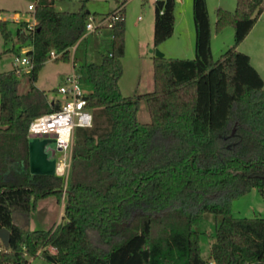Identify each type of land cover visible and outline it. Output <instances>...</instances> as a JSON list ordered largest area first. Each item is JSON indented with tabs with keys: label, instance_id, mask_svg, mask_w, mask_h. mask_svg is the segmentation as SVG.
Here are the masks:
<instances>
[{
	"label": "trees",
	"instance_id": "16d2710c",
	"mask_svg": "<svg viewBox=\"0 0 264 264\" xmlns=\"http://www.w3.org/2000/svg\"><path fill=\"white\" fill-rule=\"evenodd\" d=\"M55 0H36V23L16 29L31 60L29 88L18 93L13 70L0 72V264H28L42 256L54 264H264V217H236L232 201L252 189L264 195V87L249 57L237 46L264 9V0H236L233 12L216 10V31L233 28L234 43L211 56L205 0H192L194 57H152L153 90L121 94L125 47L124 1L110 27V45L85 66L92 87L90 127L73 133L64 198V225L29 227L37 200L61 201L64 178L29 172L30 121L57 110L35 86L48 54L68 62L85 34L86 9L59 10ZM176 0L154 1L153 45L173 34ZM8 21L0 34L11 39ZM148 122H139L140 102ZM216 216L209 256L201 255L198 225ZM52 247L55 252L48 248Z\"/></svg>",
	"mask_w": 264,
	"mask_h": 264
},
{
	"label": "rangeland",
	"instance_id": "374dc122",
	"mask_svg": "<svg viewBox=\"0 0 264 264\" xmlns=\"http://www.w3.org/2000/svg\"><path fill=\"white\" fill-rule=\"evenodd\" d=\"M83 0H55L56 8L64 11H76L81 6ZM123 0H86V9L91 13L100 14L111 13L116 7L120 6ZM210 21L211 31V56L217 60L234 43L233 28L226 26L220 31H216V10L221 7L233 12L236 8V0H205ZM35 5L36 0H0V19L8 21V27L11 31V39L4 42L0 34V71H7L12 67V61L16 56H22L25 47L31 45L26 40L21 45L16 39L15 21L32 19L33 11L27 9V5ZM18 14L16 19L13 15ZM154 3L153 0H127L124 10L125 19V47L122 58L123 71L119 79L118 86L121 94L134 95L145 93L153 90V63L152 57L155 50L163 53V56H181L177 49L187 51L191 45V37L194 41L195 32L192 15V0L175 1L174 17L175 32L172 38H167L157 46L153 45V20ZM34 18V17H33ZM22 22H20L21 25ZM31 23V22H30ZM33 23V22H32ZM36 23V20L34 24ZM102 28V27H101ZM102 34L96 33L89 36L86 40H80L76 49L71 51V59L68 62L55 60L52 54H48L46 61L39 70L36 87L43 88L50 100H63V96L57 92L59 85H62L68 73H78L81 80L84 81L85 66L88 63H97L100 56L110 45L109 27L105 26L100 29ZM177 44V45H176ZM237 50L249 57L251 66L256 70L263 81L264 87V12L260 15L254 26L251 28L246 37L237 46ZM184 56V55H183ZM194 57V55H193ZM172 58V57H171ZM182 58V57H177ZM189 58V57H188ZM192 58V57H191ZM75 62V63H74ZM18 93L23 94L29 88L28 75L25 73L18 77ZM87 86V85H86ZM91 91V85L87 87ZM139 122L149 121V112L147 103L142 100L137 112ZM55 146V143L53 144ZM57 159H63V153L58 152ZM54 204L52 211L45 215L38 214V219L34 218L31 229H49L52 226L64 225L66 222L64 214L57 221L49 223L56 217L59 204L56 202V196L53 198ZM46 201V200H43ZM40 203H43L42 201ZM55 208V209H54ZM233 215L236 217H264V195L256 189L242 195L232 201ZM39 213V210L37 211ZM216 216L206 214L197 227L201 232L200 249L204 259L209 256L210 245L213 240L214 225ZM50 249V248H49ZM28 264H54L47 262L42 256L28 258Z\"/></svg>",
	"mask_w": 264,
	"mask_h": 264
},
{
	"label": "built area",
	"instance_id": "2783aa9c",
	"mask_svg": "<svg viewBox=\"0 0 264 264\" xmlns=\"http://www.w3.org/2000/svg\"><path fill=\"white\" fill-rule=\"evenodd\" d=\"M157 1V0H154ZM119 6L112 14L102 17H89L85 25V33L95 32L101 27H111L112 22L118 18ZM28 9L33 10L34 5H28ZM34 23H29L28 29L34 27ZM14 57L12 61L14 74L17 77L27 74L31 68V60L26 55ZM55 52L53 59L57 58L60 53L52 50L49 54ZM88 83L81 80L78 73L72 72L68 74L62 85H59L57 92L63 96L60 106L57 110L43 113L34 117L29 125L27 136L32 138H52L55 147L63 153V159L55 163V175L64 178L61 200L64 201L66 195L67 179L71 165V153L73 146V133L76 127H90L92 124V112L87 107V96L91 91L87 90ZM50 248V249H49ZM51 252L55 249L49 247Z\"/></svg>",
	"mask_w": 264,
	"mask_h": 264
},
{
	"label": "water",
	"instance_id": "95a60500",
	"mask_svg": "<svg viewBox=\"0 0 264 264\" xmlns=\"http://www.w3.org/2000/svg\"><path fill=\"white\" fill-rule=\"evenodd\" d=\"M155 56L161 57L163 53L155 50ZM52 138H32L28 142L29 172L32 175H54L55 174V153L59 149L53 146ZM0 241L4 246L9 245V231L0 229Z\"/></svg>",
	"mask_w": 264,
	"mask_h": 264
},
{
	"label": "crops",
	"instance_id": "0c3cea01",
	"mask_svg": "<svg viewBox=\"0 0 264 264\" xmlns=\"http://www.w3.org/2000/svg\"><path fill=\"white\" fill-rule=\"evenodd\" d=\"M124 1V3H123V7H124V10H125V4H126V1L127 0H123ZM176 1H179V0H176ZM153 3H154V0H153ZM31 3H29L28 5H30ZM28 5H27V9H28ZM55 6V5H54ZM119 7V6H118ZM118 7H116L115 8V10L118 8ZM58 9V8H57ZM61 8H59V10H60ZM28 10H30L31 11V9H28ZM115 10H113V11H115ZM33 11V10H32ZM89 11V10H88ZM112 11V12H113ZM90 12V11H89ZM263 12H264V9H263ZM262 14V13H261ZM16 19L18 18V14H14L13 15ZM34 17V16H33ZM32 17V19H24V20H22V21H15V23H17V27H16V29L19 27V25H20V22H26L27 23V25L31 22H35V17L33 18ZM175 18V17H174ZM153 22H152V25H153V23H154V15H153V20H152ZM105 27V26H104ZM104 27H102V28H104ZM153 27V26H152ZM102 28H100V29H102ZM100 29H98L97 31H95V32H90V33H85L84 35H83V37L81 38V40H86L89 36H91L92 34H96V33H99V34H102V32L100 31ZM153 29V28H152ZM174 32H175V20H174V27H173V34L171 35V37L170 38H172L173 36H174ZM191 34V33H190ZM189 34V38L191 37V45H189V48H187V51H183V49H177V52L178 53H181V54H178V55H181V56H170V58L172 57V58H177V57H182V58H191V57H193V55H194V41H193V39H192V36ZM110 39H111V34H110V37H109ZM78 44V43H77ZM77 44H75L74 46H72L71 48H70V54H71V51H72V49L74 50V49H76V45ZM177 45V44H176ZM32 48V46L30 45V46H28V47H25L24 49H27V50H29V49H31ZM23 51H25V50H23ZM104 52H106V50H104ZM102 55V54H101ZM184 55V56H183ZM101 57V56H100ZM101 59V58H100ZM12 63V62H11ZM75 63V62H74ZM12 68H13V65H12V67L9 69V70H12ZM9 70H7V71H9ZM73 72H75L74 70H72ZM0 72H5V71H0ZM71 73V72H70ZM70 73H68V74H70ZM67 74V75H68ZM90 85V84H89ZM39 89H41V90H44L43 88H40V87H38ZM91 91H92V87H91ZM49 99V98H48ZM50 100V99H49ZM54 100V99H53ZM55 147V146H54ZM58 152H61V151H56V153H55V159H56V161H58V159H57V155H58ZM54 197V195H50V196H48V197H46V198H42V199H39V200H37V202H36V204H35V207L31 210V212H30V218H29V227H30V229H31V226H32V223L34 222V218H36V219H38V217H37V215L38 214H40V215H45L46 213H48V212H51L52 211V207H53V204H54V201H53V198ZM43 200H46V201H43ZM43 202V203H40V202ZM56 202L59 204V203H61V205L59 204L58 206H59V208L57 209V214H56V217L57 218H52L50 221H49V223H52V222H54V223H56L55 222V219H57V221H58V219H59V217L61 216V215H63L64 214V201H58L57 199H56ZM55 209V208H54ZM39 210V213H37V211ZM39 220V219H38ZM38 221H36V222H34V223H37ZM32 230V229H31ZM209 264H214L213 262H210Z\"/></svg>",
	"mask_w": 264,
	"mask_h": 264
}]
</instances>
